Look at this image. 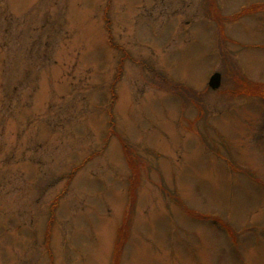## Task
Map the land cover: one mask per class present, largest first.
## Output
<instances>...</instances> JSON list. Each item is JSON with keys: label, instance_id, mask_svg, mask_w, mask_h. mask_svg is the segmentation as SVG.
<instances>
[{"label": "rangeland", "instance_id": "obj_1", "mask_svg": "<svg viewBox=\"0 0 264 264\" xmlns=\"http://www.w3.org/2000/svg\"><path fill=\"white\" fill-rule=\"evenodd\" d=\"M257 83L264 0H0V264H264Z\"/></svg>", "mask_w": 264, "mask_h": 264}, {"label": "water", "instance_id": "obj_2", "mask_svg": "<svg viewBox=\"0 0 264 264\" xmlns=\"http://www.w3.org/2000/svg\"><path fill=\"white\" fill-rule=\"evenodd\" d=\"M220 81H221V76L218 73H216L213 76H211V78L209 79L208 86L212 90H216L220 86Z\"/></svg>", "mask_w": 264, "mask_h": 264}, {"label": "trees", "instance_id": "obj_3", "mask_svg": "<svg viewBox=\"0 0 264 264\" xmlns=\"http://www.w3.org/2000/svg\"><path fill=\"white\" fill-rule=\"evenodd\" d=\"M238 83H235V85H237ZM249 88H251V89H259V87L258 86H253V87H250V86H248ZM263 88H264V86H262ZM248 88V89H249ZM250 90V89H249ZM255 90H250V91H255ZM119 238V237H118ZM119 242L120 241H118L117 242V244H116V250H117V253H116V251H115V253H116V259H117V257L119 256V250H120V244H119Z\"/></svg>", "mask_w": 264, "mask_h": 264}]
</instances>
